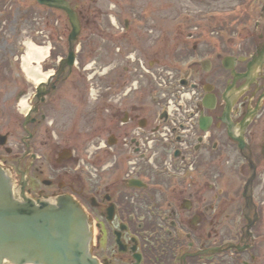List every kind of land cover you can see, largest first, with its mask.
I'll list each match as a JSON object with an SVG mask.
<instances>
[{
  "label": "flooded vegetation",
  "instance_id": "flooded-vegetation-1",
  "mask_svg": "<svg viewBox=\"0 0 264 264\" xmlns=\"http://www.w3.org/2000/svg\"><path fill=\"white\" fill-rule=\"evenodd\" d=\"M120 3L111 7L122 9ZM262 9L260 20L251 22L247 15L245 22H234L238 26L227 37L225 27L202 21L173 30L170 47L157 44L160 33L150 55L155 63L162 50L172 51L175 70L170 71L169 91L153 87L146 92L136 62L126 59L128 53L121 67L110 54L106 59L86 54L91 59L86 65L80 55L75 66L62 62L65 55L58 60L55 87L37 106L33 124L50 116L56 100L63 118L55 135L114 143L116 150L106 157L112 164L88 175L72 164V154L69 159L62 156L57 168L46 171L48 177L38 178L41 185L33 181L44 173L35 166L37 157L23 167L29 155L22 153L13 169L17 185L22 176L17 164L27 170L25 190L35 203L72 195L85 207L93 228L90 256L99 264H264ZM130 26L131 19L123 18L120 37L131 35ZM82 28L103 29L89 19L82 21ZM57 84L59 90L69 86L79 91L56 95ZM191 87L202 103L189 111L182 95ZM169 107L174 121L169 135L182 156L181 172H164L134 151L139 147L135 137L143 138L147 130H160L169 121ZM189 116L204 119L205 131L192 126L194 141V133L185 131ZM228 243L236 246L225 249Z\"/></svg>",
  "mask_w": 264,
  "mask_h": 264
},
{
  "label": "rangeland",
  "instance_id": "rangeland-1",
  "mask_svg": "<svg viewBox=\"0 0 264 264\" xmlns=\"http://www.w3.org/2000/svg\"><path fill=\"white\" fill-rule=\"evenodd\" d=\"M71 1L74 2L79 11L81 21L89 19L100 23L103 27V29L98 30L93 28L82 29L76 43L78 49L76 53L77 61L80 59L78 55L85 57L83 63L86 65L91 63L90 57H87L86 54L97 53L103 59H106V56L110 54L118 58L120 67L126 62L124 54L133 50L143 60H151L153 56L150 53L156 44L154 40L160 33H163L164 36L162 35V41H157V44H162V47H170L173 44L172 31L176 28L178 30L177 23L192 20V15L199 7L205 6L204 9H208V18L214 15L213 20L209 22L225 27V36L227 37L231 34L228 29L238 26L234 23L237 20L244 22L247 19L246 16L250 15V21L253 22L256 12L258 13L259 7L264 3V0H257L256 9H249L254 5V0ZM118 2H121L122 9L118 8L119 6H116L115 9L109 8L111 3L117 4ZM244 2L248 4V7ZM36 4L35 0H5L4 3L0 2V11L5 10L6 13V18L0 19V63L8 61L10 58L12 59L11 63H13L10 68L9 63L5 64L2 69L3 75L0 74V133H8L6 145L11 148V152L8 154L5 152L4 147L0 145V155H3L5 159L4 162L2 160L1 162L12 168L13 171L16 157H20L25 150L24 143L21 140V137L26 135L22 127L25 112L21 110L20 101L22 97L29 96L35 90L34 81L22 69V56L25 54L26 49L25 41L31 40L38 45H50L51 49L55 47L60 53L66 55L67 36L70 32L66 13ZM133 8L136 12L135 15L132 11ZM253 9L254 11H252ZM29 10H31L30 17H23L22 14ZM139 15H141V18H139ZM110 16L115 18L116 25L111 22ZM125 17L131 19L129 32L131 35L120 37L119 32ZM186 17L188 19L185 20ZM240 24L241 22H239ZM231 31L233 30L231 29ZM117 47L121 48L120 51ZM169 49L162 50L161 59H156L161 65L173 64L172 51ZM58 56L60 55L58 54ZM55 58L57 56H50L49 53L45 60L41 62L42 70L55 68ZM16 65H19V69ZM56 86L54 91L56 95L59 92L76 93L79 91L78 89L73 90L69 86H64L59 90L58 84ZM76 86L79 85L76 84ZM53 101L56 102V100ZM55 102H51L53 109L45 121H41L36 125H27V128L34 134L27 140V143L31 152L37 157L38 161H36L35 166L44 170L42 176L39 175L36 180H33L39 185L41 183L38 178L48 177L46 171L57 168L55 159L60 149L69 147L73 150L75 161L72 164L76 166L77 161L83 158L87 159L89 153L86 149L97 142L74 139L61 140V136L55 135L60 133V121L63 118V115L60 116L59 111L56 109ZM28 103H30L29 99ZM44 109L46 107H43V111ZM51 120L54 121L52 124H50ZM50 136L53 138L50 139ZM29 161L28 157L24 159L23 167Z\"/></svg>",
  "mask_w": 264,
  "mask_h": 264
},
{
  "label": "water",
  "instance_id": "water-1",
  "mask_svg": "<svg viewBox=\"0 0 264 264\" xmlns=\"http://www.w3.org/2000/svg\"><path fill=\"white\" fill-rule=\"evenodd\" d=\"M37 2L67 13L71 32L65 61L71 65L74 60L73 41L81 30L77 12L67 0ZM45 93L38 91V95ZM6 141L7 136L0 134V144ZM85 214L83 207L71 196L58 197L55 203L36 205L27 198L23 184L16 196L8 169L0 165V264L3 260L21 264L41 258L65 264L62 263L64 252L76 254L69 260L75 264H91L88 260L91 231Z\"/></svg>",
  "mask_w": 264,
  "mask_h": 264
},
{
  "label": "bare ground",
  "instance_id": "bare-ground-1",
  "mask_svg": "<svg viewBox=\"0 0 264 264\" xmlns=\"http://www.w3.org/2000/svg\"><path fill=\"white\" fill-rule=\"evenodd\" d=\"M25 44V54L22 56L23 70L35 83L44 81L50 71L42 70L41 62L49 53V45H38L31 40H26ZM20 105L22 111L28 110L27 96L21 98Z\"/></svg>",
  "mask_w": 264,
  "mask_h": 264
},
{
  "label": "trees",
  "instance_id": "trees-1",
  "mask_svg": "<svg viewBox=\"0 0 264 264\" xmlns=\"http://www.w3.org/2000/svg\"><path fill=\"white\" fill-rule=\"evenodd\" d=\"M4 1H5V0H0L1 3H4ZM5 14H6V13H5V10H2L1 15H0V19H1V18L4 19V17L6 18V15H5ZM30 14H31V10L26 11L25 13H23L22 16H23V17H30ZM58 52H60V51L55 49V50L52 51V54H53V55H56ZM5 64H8V61H4V62H1V63H0V74H1V75H3V74H2V73H3L2 69H3V67H4Z\"/></svg>",
  "mask_w": 264,
  "mask_h": 264
}]
</instances>
